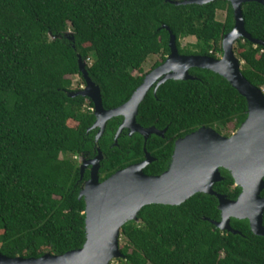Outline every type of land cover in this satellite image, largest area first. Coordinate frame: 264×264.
I'll return each mask as SVG.
<instances>
[{
	"label": "trees",
	"instance_id": "trees-1",
	"mask_svg": "<svg viewBox=\"0 0 264 264\" xmlns=\"http://www.w3.org/2000/svg\"><path fill=\"white\" fill-rule=\"evenodd\" d=\"M183 1V0H181ZM227 13L225 21L218 13ZM246 30L264 42V6H243ZM183 55L220 58L224 37L235 27L231 3L175 5L167 0H0V252L8 257L63 255L86 241L84 199L78 157L93 155L97 130L94 104L71 77L79 76V56L88 61L106 109L122 106L143 83L145 64L170 54V33ZM74 33V41L64 36ZM51 35L55 37L52 39ZM62 36V38H58ZM196 43L182 47L181 41ZM236 54L243 74L264 88V46L240 40ZM90 62V63H89ZM197 80H170L142 103L137 121L166 129L147 149L157 159L149 176L167 170L174 142L201 127L231 135L247 119L246 99L220 75L192 69ZM121 118L109 122L99 140L107 155L102 174L144 159V138L123 136L112 147ZM215 191L235 199L240 188L227 171ZM233 187V190H231ZM216 197L197 194L181 206L150 205L122 229L125 264H264V241L245 237L244 223L223 232Z\"/></svg>",
	"mask_w": 264,
	"mask_h": 264
},
{
	"label": "water",
	"instance_id": "water-1",
	"mask_svg": "<svg viewBox=\"0 0 264 264\" xmlns=\"http://www.w3.org/2000/svg\"><path fill=\"white\" fill-rule=\"evenodd\" d=\"M218 0H167L175 5H207ZM234 10L235 27L224 37L223 55L213 58L207 55H183L179 52L177 38L170 30V54L166 61L144 78L128 102L114 109H106L100 87L91 79L88 61L79 56V70L86 86L70 97L82 96L94 104L96 121L89 130H98L96 142L104 135L107 124L116 117H123L116 141L125 129L141 134L147 141L151 135L164 136L167 129L144 128L137 122L139 110L149 93L170 80H197L192 69L212 71L226 79L247 101V119L230 137H225L214 128L201 127L175 143L169 168L162 174L149 176L145 169L155 162L150 154L145 161L129 166L100 181L99 171L104 159L99 154L81 165V176L92 166L91 177L80 192L85 200L86 241L83 247L63 255L44 254L42 257H8L0 252V264H112L123 259L121 233L131 221H138V215L147 206H181L197 194L215 196L219 201L221 220H209L223 232L242 235L231 225V219H250L254 234L264 236L262 217L264 200L260 193L264 188V90L253 85L243 74L244 62L236 54L240 40L264 46L246 30L243 6L264 0H225ZM66 38L74 41V33L68 31ZM52 39H55L51 35ZM62 38V36H58ZM84 160V159H83ZM221 169L227 170L236 186L243 192L237 200L218 194L214 186L224 180Z\"/></svg>",
	"mask_w": 264,
	"mask_h": 264
},
{
	"label": "flooded vegetation",
	"instance_id": "flooded-vegetation-1",
	"mask_svg": "<svg viewBox=\"0 0 264 264\" xmlns=\"http://www.w3.org/2000/svg\"><path fill=\"white\" fill-rule=\"evenodd\" d=\"M154 70V69H153ZM152 70V71H153ZM151 72V71H150ZM149 72V73H150ZM149 73H146V74H149ZM84 86V85H83ZM86 86V85H85ZM85 86H84V88H85ZM84 88H82V89H84ZM81 89V90H82ZM93 112H94V108H93ZM116 118H121V122H120V125L118 126V129H117V131H116V133H115V137H114V144H113V146L112 147H118L119 146V139L121 138V137H123V136H127V137H129V138H132V137H134L135 135H137V134H139V133H135V134H132L131 135V131L129 130V129H125L123 132H122V134L120 135V137L118 138V140L116 141V137H117V134H118V131H119V129H120V127H121V125L123 124V122H124V118L123 117H116ZM116 118H113V119H116ZM138 118V117H137ZM112 119V120H113ZM111 121V120H110ZM109 121V122H110ZM109 122H108V124H109ZM138 122V121H137ZM139 123V122H138ZM108 124H107V126H108ZM140 124V123H139ZM141 125V124H140ZM142 126V125H141ZM142 127H144V126H142ZM151 127H155V128H157L156 126H150V127H144V128H151ZM107 129V128H106ZM158 129V128H157ZM167 129V131H168V128H166ZM166 129H163V130H161V129H158V130H160V131H164V130H166ZM97 132H98V130H97ZM167 133V132H166ZM166 133L164 134V136H158V135H156V134H153L154 136H158V137H161V138H165L166 137ZM219 133V132H218ZM235 133V132H234ZM234 133H232L231 135H229V134H223V133H220L221 135H223V136H225V137H230V136H232ZM139 135H141V134H139ZM153 135H151L150 136V138L146 141L145 140V138H144V159L141 161V162H143V161H145V159H146V155L147 154H150L152 157H154L153 155H152V153L151 152H149L148 151V149H147V146H148V144H149V142H150V140H151V138H152V136ZM185 137V136H184ZM181 138H183V137H181ZM181 138H178V139H176L175 140V142H174V148H175V143H176V141L177 140H179V139H181ZM173 152H174V150H173ZM99 154H102L103 156H104V159L102 160V162H101V168H100V171H99V176H100V181L101 182H103V181H105L106 179H108L109 177H111L112 175H114L116 172H118V171H120V170H123V169H126V168H128L129 166H131V165H134V164H138V163H141V162H137V163H134V164H131V165H129V166H127V167H124V168H121V169H118V170H116L115 171V173H113L112 175H110L109 177H107V178H104V176H103V174H102V166H103V162L106 160V158H107V155L106 154H104V152H103V150L101 149V147L99 146V142H96V139H95V148H94V151H93V155L91 156L89 153L88 154H82L81 155V157H78L77 159H78V161H79V166H80V169H81V165H82V163L84 162V161H91V160H93V159H95ZM155 158V157H154ZM84 159V160H83ZM156 158H155V162H156ZM154 163V162H153ZM171 163V162H170ZM169 166H170V164H169ZM169 166H168V168H169ZM167 168V169H168ZM91 170H92V166H89L87 169H86V171H85V173L86 172H89V178L85 181V182H87L89 179H90V177H91ZM146 170V169H145ZM223 171H227V170H225V169H221V174H222V172ZM165 172V171H164ZM163 172V173H164ZM228 172V171H227ZM230 174V173H229ZM85 175V174H84ZM156 176V175H155ZM222 176H223V174H222ZM223 178H224V180L223 181H225V177L223 176ZM233 178V177H232ZM222 181V182H223ZM85 182H84V184H85ZM221 183V182H220ZM83 184V185H84ZM217 184H219V183H217ZM216 184V185H217ZM215 185V186H216ZM215 186H214V190H215ZM234 187L235 188H240L241 190H240V193H239V195H238V197L237 198H235V199H232V198H230L229 197V195L228 194H223V193H219V192H217V191H215V192H217L218 194H221V195H225V196H227L230 200H237L238 198H239V196L242 194V192H243V190H242V188L241 187H239V186H236V184H234ZM231 190H233V187H231ZM215 197V196H214ZM217 198V197H216ZM260 199L261 200H264V188H263V190L261 191V193H260ZM217 200H218V198H217ZM218 203H219V201H218ZM237 221H240V222H243L244 224V228H245V230H246V232H247V235H245V237H249L250 235H253V236H256V237H259V238H261L263 241H264V236H258V235H256V234H254L253 233V231H252V228H251V221H250V219H244V220H240V219H236V218H232L231 219V225H232V227L234 228V224L237 222ZM262 225H263V227H264V212H263V217H262ZM235 230H237L236 228H234ZM239 231V230H238Z\"/></svg>",
	"mask_w": 264,
	"mask_h": 264
},
{
	"label": "rangeland",
	"instance_id": "rangeland-1",
	"mask_svg": "<svg viewBox=\"0 0 264 264\" xmlns=\"http://www.w3.org/2000/svg\"><path fill=\"white\" fill-rule=\"evenodd\" d=\"M226 15L227 13L224 11H220L218 13V19L220 21H225L226 19ZM196 43V39L195 38H188V39H184L181 41L182 47H186L189 44H193ZM238 56V55H237ZM161 61V57L160 56H152L148 59V61L145 64V73H149L150 71H152L153 66L155 65L156 62ZM90 63V62H89ZM244 67V65H243ZM72 81H73V87L74 88H84L82 81L80 79L79 76H75V77H71ZM264 90V88H262ZM223 134H228V132L226 130H224V132H222ZM234 133V132H233ZM121 245L126 244L125 240L121 239ZM112 264H125V263H121L118 262L117 260H115Z\"/></svg>",
	"mask_w": 264,
	"mask_h": 264
}]
</instances>
